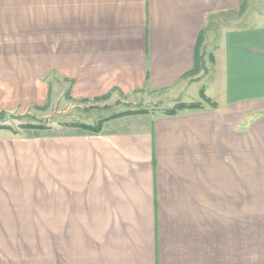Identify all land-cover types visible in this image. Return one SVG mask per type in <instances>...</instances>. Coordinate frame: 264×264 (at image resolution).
Returning a JSON list of instances; mask_svg holds the SVG:
<instances>
[{
    "label": "crops",
    "instance_id": "obj_1",
    "mask_svg": "<svg viewBox=\"0 0 264 264\" xmlns=\"http://www.w3.org/2000/svg\"><path fill=\"white\" fill-rule=\"evenodd\" d=\"M35 7L40 67L0 49V112L46 104L51 72L75 100L215 107L0 133V264H264V0Z\"/></svg>",
    "mask_w": 264,
    "mask_h": 264
},
{
    "label": "rangeland",
    "instance_id": "obj_2",
    "mask_svg": "<svg viewBox=\"0 0 264 264\" xmlns=\"http://www.w3.org/2000/svg\"><path fill=\"white\" fill-rule=\"evenodd\" d=\"M9 2V9H0V49H16L20 51L21 58L31 60L33 69H39V38H40V17L38 6L39 0H5ZM31 8L25 9L26 18L20 17L22 9L21 4L29 5ZM6 11V12H5ZM10 14V19H4L3 16ZM5 17V16H4ZM6 22H9L6 24ZM209 31H215L214 25H208ZM18 58V57H17ZM214 73V71H213ZM48 78L56 86L52 89L51 96L47 103L40 108L32 105L25 112H11L1 116L0 125L10 126L7 130L0 128V133H16L21 129V125L34 124L46 126L48 129L55 126L69 125L79 126L86 124L95 126L102 119L111 117L116 113L128 110L147 109L156 113H165L172 109L175 104L168 101H161L156 104V100L148 95H123L115 93L108 95L101 100L81 101L67 97L68 86L62 81H58L54 72L48 73ZM184 103V102H182ZM181 103V104H182ZM189 104V103H187ZM38 106V105H37ZM41 106V105H40ZM5 113V112H0ZM48 225H56V196H48ZM51 229H49L50 231ZM52 233L49 232V235Z\"/></svg>",
    "mask_w": 264,
    "mask_h": 264
},
{
    "label": "trees",
    "instance_id": "obj_3",
    "mask_svg": "<svg viewBox=\"0 0 264 264\" xmlns=\"http://www.w3.org/2000/svg\"><path fill=\"white\" fill-rule=\"evenodd\" d=\"M195 69L193 70V72H191L189 75H196L200 72L201 68H202V58L199 55V53L197 52L196 54V66L194 67ZM109 97V96H106ZM105 96L103 98H99V99H95L94 101L97 100H101L106 98ZM204 103H206V105H210L212 107H215V103L212 102L211 100L205 98V96H203V102H196V103H178L176 105H174V107L172 109L169 108V110L165 111V114L167 115H176L182 111H187V110H196V109H202L204 108ZM149 112L147 109H141V110H128V111H123L120 113H116L114 115H112L109 118L106 119H110V118H114V117H118V116H123V115H127V114H138V113H146ZM1 116H6V113H0ZM106 119H102L101 121H99V123L95 126H88L86 124H81L79 125L80 127H82L84 130L87 131H91V132H98L101 130L102 124L104 123L103 121H105ZM22 128L24 129H47V127L41 126V125H34V124H25V125H21ZM0 128L3 129H7V130H11L12 128L10 126H5V125H0Z\"/></svg>",
    "mask_w": 264,
    "mask_h": 264
}]
</instances>
